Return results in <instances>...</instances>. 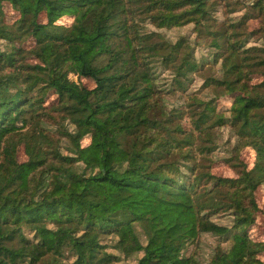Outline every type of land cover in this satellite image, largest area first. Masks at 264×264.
<instances>
[{"label": "trees", "instance_id": "obj_1", "mask_svg": "<svg viewBox=\"0 0 264 264\" xmlns=\"http://www.w3.org/2000/svg\"><path fill=\"white\" fill-rule=\"evenodd\" d=\"M219 1L0 0V264H129L137 253L135 264H203L182 253L202 233L229 242L208 264H264V240L248 231L264 184V44L247 45L249 35L264 37V0H231L256 15L213 31ZM136 13L157 28L192 23L200 38L211 35L221 74L205 84L227 107L196 97L188 117L160 107L154 59L183 91L200 63L184 38L158 42L140 31ZM246 16L259 25L246 31ZM50 119L58 139L41 126ZM222 126L237 138L224 159L235 177L194 158L213 150L206 142ZM245 149L251 168L239 156ZM220 214L230 227L212 219Z\"/></svg>", "mask_w": 264, "mask_h": 264}, {"label": "rangeland", "instance_id": "obj_2", "mask_svg": "<svg viewBox=\"0 0 264 264\" xmlns=\"http://www.w3.org/2000/svg\"><path fill=\"white\" fill-rule=\"evenodd\" d=\"M244 5L251 4L253 0H240ZM242 5L235 4L233 2L225 0L219 1L214 5V11H212L210 20V28L213 31L216 29H222L223 31L228 27V25L236 22L240 17L244 14H253L256 13L253 10H250L245 7H241ZM6 17L8 20L12 19L14 16V12L11 11L9 7H5ZM138 11V10H137ZM136 11V12H137ZM137 14V15H136ZM134 14L135 23H137V27L140 28V31L149 33L152 37L153 41H165L176 43L181 38H184L185 41L191 45L194 49V56L197 61L200 63V67L197 71L190 73L189 78L186 81V90H179L176 88L174 81L172 80L174 75L172 74V70L166 69L165 64L161 62V60L154 59V62L151 63L152 70L155 72V86L157 90V94L160 101V107L168 112L170 110H179L182 113V116L188 117L191 109L195 106L193 103V98L196 97L200 100H210L212 98V106L216 109H223L227 107V100L213 99V89L210 86H206L205 81L210 76H218L221 74L220 62H213V55L215 53V48L211 46V35H205L203 38H200L197 33L193 29V24H185L181 26L174 27H164L157 28L154 26V23L150 19V17L144 18L140 13ZM142 18H140V16ZM260 17H245L244 29L246 31L252 30L254 27L259 25ZM70 19H61L58 23H68ZM261 22V21H260ZM139 24V26H138ZM244 29L238 30V33L241 37L248 34ZM246 32V33H245ZM264 37L261 33H255L253 35L248 36V44L247 45H263ZM254 77H259L254 74ZM69 78L76 82H83L88 86H92L90 80L86 78H78L75 74L70 73ZM181 118H176L174 121L177 122ZM190 124V121L188 120ZM188 124V125H189ZM184 125V124H183ZM187 124H185V129L190 135L197 134L196 131L193 132L191 128H189ZM41 126L45 129L44 132L48 133L50 136L58 139L59 134L57 133L58 129H60L59 124L56 123V120H43L41 122ZM64 126L70 128L67 124V121H64ZM30 127L29 129H31ZM213 138L212 142H206L205 147L214 146L213 150L205 151L203 148V153H199V150H195L194 158L197 159V163H200L204 166H208L210 172L223 176V177H235L237 175L238 168L236 166H232V164H228L224 161L227 157L234 155L233 147L237 142V138L235 137L233 131L228 126L216 127L213 129ZM182 136V135H180ZM24 143L21 141V147L17 153L18 161H24L26 159V155L24 154ZM59 149L66 153L65 148V140H58ZM57 145V146H58ZM239 156L242 161L247 163V167L251 168L254 161L253 154L249 151V149L242 150L239 153ZM185 163L183 160H181ZM256 200L258 204V212L257 219L253 225L248 228L249 236L254 241H262L264 240V223L262 220L264 213V184L258 188L256 192ZM212 219L219 224L226 225L230 227L232 225L231 216L228 214H220L215 215ZM229 248V242L225 241L222 237L210 234V233H202L198 236V238L188 243L183 249L182 253L185 255H194L197 257L203 264H208L210 258L214 255L217 250H227ZM141 256V253H137L131 257H129L126 261H122L123 263L135 264L137 259ZM259 258L264 260V254L260 253Z\"/></svg>", "mask_w": 264, "mask_h": 264}]
</instances>
